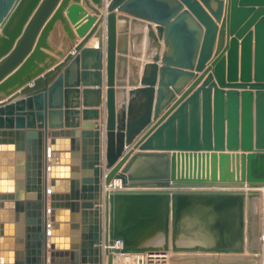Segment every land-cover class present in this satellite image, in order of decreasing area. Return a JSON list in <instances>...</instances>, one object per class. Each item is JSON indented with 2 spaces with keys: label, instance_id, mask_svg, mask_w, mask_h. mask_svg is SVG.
Here are the masks:
<instances>
[{
  "label": "water",
  "instance_id": "95a60500",
  "mask_svg": "<svg viewBox=\"0 0 264 264\" xmlns=\"http://www.w3.org/2000/svg\"><path fill=\"white\" fill-rule=\"evenodd\" d=\"M80 1L0 0V264L242 252L264 187V0H110L100 18ZM218 202L232 211L204 240Z\"/></svg>",
  "mask_w": 264,
  "mask_h": 264
},
{
  "label": "rangeland",
  "instance_id": "374dc122",
  "mask_svg": "<svg viewBox=\"0 0 264 264\" xmlns=\"http://www.w3.org/2000/svg\"><path fill=\"white\" fill-rule=\"evenodd\" d=\"M238 163H228L224 168V171L228 173L229 177L233 172H236V176L238 171H240V166ZM236 165V167H235ZM238 166V167H237ZM237 170V171H236ZM219 174V173H218ZM246 189L248 190V185H246ZM263 188V187H261ZM261 188H259L261 190ZM261 195L258 196L256 202H253V212L251 214V209L246 204L244 211V231L242 235V240L240 242L241 247L243 248L242 252H229V253H210L204 252L200 250H180L173 251L170 250L169 257L172 261L171 264H174V259L179 260V262H183V264H264V240L261 236H263L262 231V215H261ZM257 201H259L257 203ZM257 203V205H256ZM219 204H223L227 209H230L228 203L221 202ZM256 206V207H255ZM259 207V209H258ZM259 211V212H258ZM261 211V212H260ZM253 217V218H252ZM259 219V220H258ZM260 225H259V222ZM258 226V227H257ZM259 231V232H258ZM255 233V235H254ZM264 233V232H263ZM255 237V238H254ZM264 238V237H263ZM263 241V242H262ZM195 243V242H190ZM120 256V257H119ZM115 258L116 264H134L137 257L134 255H116ZM175 257V258H174ZM178 257V258H177ZM215 257V258H214ZM245 259V262H243Z\"/></svg>",
  "mask_w": 264,
  "mask_h": 264
},
{
  "label": "crops",
  "instance_id": "0c3cea01",
  "mask_svg": "<svg viewBox=\"0 0 264 264\" xmlns=\"http://www.w3.org/2000/svg\"><path fill=\"white\" fill-rule=\"evenodd\" d=\"M109 1L110 0H103V7H100L99 8L100 11H101V13L98 14V17L99 18H100L101 15H106L108 13V11L106 10V8H107V5H108ZM90 2H91V5H93L95 7H98V5L95 4V3H93L91 0H90ZM80 3L82 5H84L86 12H88V15H91V14L94 15L95 14L94 11H93V9L90 6H88L84 0H81ZM64 13H65V16H67V10H65ZM86 17H87V15L84 16L80 20V22L86 21ZM72 26L74 27V30H75V25L72 24ZM101 26L104 27V30L106 29V19H104V21L100 23V26L99 27H101ZM141 29H144L146 31L145 26H136L135 31H139ZM82 39H83L82 36H78L76 43L80 42ZM52 40L54 41V43H57L58 44L57 45V48L59 50H64L65 53H68L69 52V50H66V48H65L66 47L65 46V43L67 41V35L62 30V24L59 23L58 33L54 34V36L52 37ZM98 40H99V37H97L94 34L93 36L90 37V39L88 40V42L86 43V45L87 46H91V47H95V45L98 44ZM148 45H149V43H148V37H147V35L145 33L144 38H143L141 44L135 46V48L137 50H140L142 52V55L140 57L132 56L131 54L128 55L130 59H134L137 62H140V66H139V73H140V75L142 74V71H143V64L147 60L146 53H147ZM51 53L57 57V61L58 60L59 61H63L64 60V57L57 56L53 52H51ZM91 60H93V59H91ZM105 64H106V51L104 49V65ZM103 72H104V83H103V86H102L103 88L102 89H103V103L105 104V95H106V68L105 67L103 68ZM128 72H129V75L132 74V68L130 67V65H128ZM94 80H95V77L92 75L90 83H92V81H94ZM84 87L85 86L83 85V83H81L80 88L83 89ZM90 87H99V86H90ZM81 100H82V98H81ZM83 108L84 107L81 105L80 106V109L82 110ZM101 108H103V112H102L103 116L102 117L105 118V115H106L105 114V105L102 106Z\"/></svg>",
  "mask_w": 264,
  "mask_h": 264
},
{
  "label": "bare ground",
  "instance_id": "6f19581e",
  "mask_svg": "<svg viewBox=\"0 0 264 264\" xmlns=\"http://www.w3.org/2000/svg\"><path fill=\"white\" fill-rule=\"evenodd\" d=\"M96 44V43H95ZM236 164V163H235ZM238 165V164H237ZM235 167H236V165H235ZM238 167V166H237ZM237 171V170H236ZM121 185V182L119 181V180H116L114 183H112L110 186H109V189H115V188H117V187H119ZM249 186V185H248ZM251 188H249L248 187V190H250ZM260 194H261V204H262V207H261V215H262V228H263V231H262V234H263V236H261L262 237V239L264 240V187L263 188H261V190H260ZM255 202H256V200H255ZM259 201H257V203H258ZM219 203H221V202H218V203H216L215 205H216V207H217V210H211V209H209L208 210V208L206 209V210H204V211H202L200 214H201V216H199V217H202L201 218V223H204V230L203 231H201V234H202V238L204 239V240H207V238H206V236H203L206 232V234H212V232H214L215 231V229L213 228L212 229V231L210 230V228L208 227V225H214V218H215V215H217L215 212H217V211H223L224 213H226V215H228V213H230L232 210H230V209H227L226 208V206L225 205H223V204H219ZM257 203H256V205H257ZM256 207V206H255ZM258 209H259V207H258ZM259 212V211H258ZM195 215H193V216H191L192 218L189 220V224H191V222H194L193 221V219L196 221L199 217L198 216H195ZM253 218V217H252ZM259 220V219H258ZM259 222V221H258ZM259 225H260V222H259ZM258 227V226H257ZM259 232V231H258ZM215 233L216 234H218V231H215ZM254 235H255V233H254ZM255 238V237H254ZM179 242V241H178ZM263 242V241H262ZM262 244H264V243H262ZM264 248V247H263ZM170 252V251H169ZM126 255H134L135 257L136 256H138V253H126ZM120 257V256H119ZM115 258H117L116 256H115ZM175 258V257H174ZM178 258V257H177ZM108 260H107V258H106V255H105V261H104V264H107L108 262H107ZM172 262V261H171ZM114 264H116V262H115V259H114ZM131 264V263H130ZM174 264H183V262H179V260H177V259H174ZM209 264V263H208ZM210 264H212V263H210Z\"/></svg>",
  "mask_w": 264,
  "mask_h": 264
},
{
  "label": "built area",
  "instance_id": "2783aa9c",
  "mask_svg": "<svg viewBox=\"0 0 264 264\" xmlns=\"http://www.w3.org/2000/svg\"><path fill=\"white\" fill-rule=\"evenodd\" d=\"M121 243V242H120ZM126 253H120L117 255H123ZM168 251H144L138 252V256L134 264H171ZM107 258V256H106ZM105 261V255H104Z\"/></svg>",
  "mask_w": 264,
  "mask_h": 264
}]
</instances>
